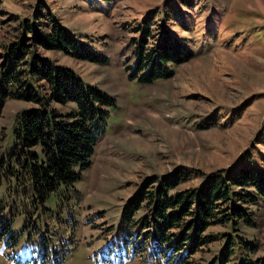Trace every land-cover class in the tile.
Here are the masks:
<instances>
[{
  "label": "rangeland",
  "instance_id": "rangeland-1",
  "mask_svg": "<svg viewBox=\"0 0 264 264\" xmlns=\"http://www.w3.org/2000/svg\"><path fill=\"white\" fill-rule=\"evenodd\" d=\"M0 1L1 48L14 41L19 23L32 18L39 0ZM41 1L108 62L38 53L112 96L116 108L89 168L40 204L29 185L9 180L6 173L15 118L33 105L5 101L0 111V216L11 221L16 242L0 241V264H176L152 256L136 237L138 227L130 237L121 213L153 177L186 172L188 179L178 188L186 191L229 168L264 170V0ZM171 11L167 26L185 40L194 59L169 81L141 85L129 80L124 68L133 62L131 43L139 36L134 30L151 16L163 21ZM56 107L70 110L69 105ZM249 207V224L211 226L204 235L214 241L187 264H218L228 239L233 251L223 264H264V198Z\"/></svg>",
  "mask_w": 264,
  "mask_h": 264
},
{
  "label": "trees",
  "instance_id": "trees-1",
  "mask_svg": "<svg viewBox=\"0 0 264 264\" xmlns=\"http://www.w3.org/2000/svg\"><path fill=\"white\" fill-rule=\"evenodd\" d=\"M171 14L173 11L160 22L148 17L134 30L139 36L131 43L133 62L124 68L129 80L141 85L169 81L194 59L185 40L168 28ZM18 30L14 41L0 48V111L6 100L33 107L15 118L6 173L9 180L15 178L19 185H29L42 204L60 187L72 186L89 168L116 100L38 53V49L60 52L96 65L108 62L61 25L41 0L32 18L20 22ZM57 105H69L70 110L61 112ZM187 179V173L181 171L162 179L150 178L121 213V224L130 237L138 227L136 237L148 246L152 256L176 264H187L192 255L214 241L204 235L211 226L249 224V206L264 198V170L258 167L229 168L212 173L194 190L178 189ZM2 204L0 200L1 212ZM142 209L147 211L145 216L135 220ZM5 237L15 245L11 221L0 216V241ZM232 248L228 239L221 251L225 258L218 259V264L228 260Z\"/></svg>",
  "mask_w": 264,
  "mask_h": 264
}]
</instances>
